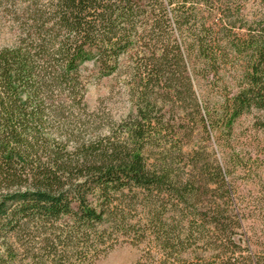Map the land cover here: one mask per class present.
I'll return each mask as SVG.
<instances>
[{
	"label": "trees",
	"instance_id": "16d2710c",
	"mask_svg": "<svg viewBox=\"0 0 264 264\" xmlns=\"http://www.w3.org/2000/svg\"><path fill=\"white\" fill-rule=\"evenodd\" d=\"M18 1L22 34L0 49V264H93L120 239L155 264H264L240 238L238 156L191 143L224 148L245 115L264 131V0L253 20L238 0ZM133 51L135 110L105 132L83 69L111 76ZM228 68L232 88L203 100Z\"/></svg>",
	"mask_w": 264,
	"mask_h": 264
},
{
	"label": "rangeland",
	"instance_id": "374dc122",
	"mask_svg": "<svg viewBox=\"0 0 264 264\" xmlns=\"http://www.w3.org/2000/svg\"><path fill=\"white\" fill-rule=\"evenodd\" d=\"M237 3L238 7L245 8L243 14L247 20H253L258 8L257 1L238 0ZM26 6L28 5L18 0H0V49L17 44L22 34L21 26L16 20L17 13ZM198 27L195 29L196 33L201 31ZM172 29V34L169 29L166 33L170 37L172 35V38L174 36L182 45L183 50H186L184 41L190 39H184L183 36L189 37L193 33L181 34L173 24ZM235 32L241 33L238 29ZM135 53L136 51L127 54L122 61L123 68L111 76L100 75L92 62L86 64L83 69L87 82L89 112L94 115L93 120L97 121L96 124L101 126L105 132H108L110 125L120 122L135 110L131 76L136 62ZM233 72L232 68L223 71L215 88L208 82H201V86L196 87L197 93L203 100L207 99L212 104L219 103L222 99L218 94V89L222 90L224 85L232 88L230 86L231 77L234 76ZM188 113H193L191 108H188ZM255 122L254 114L239 118L234 125L231 138L223 142L224 148L218 147L216 135L209 138L204 131L199 130L194 132L191 143L195 146H206L210 150L212 148V151L218 152L221 157L224 153L227 159L231 156H238L237 161L240 164L235 173V177H238V204L247 216L239 232L240 238L247 243L254 244L255 242L260 245L264 244V131L258 129ZM147 247V242L135 244L131 240L120 239L107 254L93 264H155L158 257L153 252L147 253L149 251ZM257 248L260 250L261 247L257 246Z\"/></svg>",
	"mask_w": 264,
	"mask_h": 264
}]
</instances>
